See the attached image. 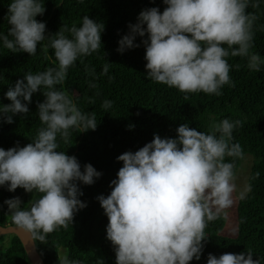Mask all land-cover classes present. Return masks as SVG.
<instances>
[{
  "label": "clouds",
  "instance_id": "1",
  "mask_svg": "<svg viewBox=\"0 0 264 264\" xmlns=\"http://www.w3.org/2000/svg\"><path fill=\"white\" fill-rule=\"evenodd\" d=\"M251 0H163L166 6L143 9L128 33L118 40L117 51L143 45L146 78L184 93L220 94L230 83L226 57H248V67L259 71L264 63L250 54L252 24L246 13ZM259 0L252 3L258 6ZM45 7L42 0H10L7 34L0 44L13 53L35 55L37 46L48 39L56 64L42 72L24 74L8 87L10 101L0 107V122L12 124L13 117L29 113L33 94L42 92L37 115L43 125L31 143L0 147V187L9 192L22 188L39 194L28 207L19 197L6 199L13 223L33 239L44 241L48 233L67 228L74 214L87 207L80 199L79 184L92 185L102 173L91 164L59 151L67 143L70 129L82 132L97 127L94 113H83L69 96L57 88L68 68L78 58L91 55L101 45L104 24L82 18L79 27L46 34V24L36 19ZM140 37L141 44L136 43ZM109 64L103 66L107 73ZM94 86V85H90ZM105 99L102 107H111ZM239 120L223 119L215 132L205 133L182 123L176 137L154 134L151 142L116 159L122 162L110 182V194L97 200L108 218L106 238L115 252V264H190L201 259L207 221L233 203L234 171L225 157H240L238 143H229ZM218 133L219 135H217ZM250 250L208 254L206 264H262ZM61 264H80L64 258ZM98 264H104L99 260Z\"/></svg>",
  "mask_w": 264,
  "mask_h": 264
},
{
  "label": "trees",
  "instance_id": "2",
  "mask_svg": "<svg viewBox=\"0 0 264 264\" xmlns=\"http://www.w3.org/2000/svg\"><path fill=\"white\" fill-rule=\"evenodd\" d=\"M254 2L251 0L246 8V13L255 17L249 53L259 54L264 60V0H259L256 7L252 6ZM9 3L10 0H0V32L5 34L9 28ZM42 4L45 12L36 19L46 24V34L54 36L62 30L70 36L67 30L79 27L86 15L104 24L100 47L91 55L78 58L68 68L64 82L56 86L81 112L94 113L97 123L95 130L70 129L69 141H59L58 150L77 157L82 170L84 164L91 163L102 176L92 185L79 184L83 192L80 199L87 207L74 214L67 228L48 233L44 241L34 239L45 264H61L64 258L80 264H98L100 259L104 264H115L113 246L106 238L108 218L97 196L110 194V182L122 167L116 158L151 142L154 134L175 138V130L182 123L213 133L215 125L225 118L240 121L229 143H238L242 155L225 157V162L233 164L234 176L244 156L250 154L254 158L249 192L237 208L239 234L235 239L221 236L226 222L216 214L206 222L201 259H193L190 264H206L209 253L219 256L250 250L253 259L264 258V63L255 71L249 69L248 57L229 55L226 60L230 83L222 86L219 95L184 93L146 78L142 38L135 41L140 47L123 54L117 51L118 40L129 31L128 24L136 23L145 8L158 7L162 12L166 7L163 0H42ZM48 44V39L42 41L32 56L13 53L0 44V107L10 103L4 93L25 73L42 72L56 64L54 50ZM106 63L109 68L104 73ZM105 99L112 102L108 109L102 107ZM43 100L42 92L33 94L29 113L13 117L12 124L0 122V147L7 150L17 143L21 147L31 143L43 127L36 113L37 103ZM38 196L22 188L9 192L0 187V225H15L4 205L6 199L19 197L22 207H28ZM6 238L9 241L6 246L1 245L5 248L0 249V264H33L16 235L1 236L0 244Z\"/></svg>",
  "mask_w": 264,
  "mask_h": 264
},
{
  "label": "rangeland",
  "instance_id": "3",
  "mask_svg": "<svg viewBox=\"0 0 264 264\" xmlns=\"http://www.w3.org/2000/svg\"><path fill=\"white\" fill-rule=\"evenodd\" d=\"M254 163V158L250 154L244 156L241 166L237 173L234 176L233 183L235 185L234 191L232 193L233 203L230 207L226 209L220 210L217 214L222 216L225 219V227L221 232V236L226 238L235 239L239 234V222H238V214L237 208L239 201L246 196L249 192V176L251 173V169ZM1 237V236H0ZM9 241V238H6L0 244V249H4L5 247H1V245L6 246Z\"/></svg>",
  "mask_w": 264,
  "mask_h": 264
},
{
  "label": "water",
  "instance_id": "4",
  "mask_svg": "<svg viewBox=\"0 0 264 264\" xmlns=\"http://www.w3.org/2000/svg\"><path fill=\"white\" fill-rule=\"evenodd\" d=\"M10 234H14L20 239L26 253L28 254L33 264H45L42 255L37 249L35 240L30 234L20 230L16 225H0V236Z\"/></svg>",
  "mask_w": 264,
  "mask_h": 264
}]
</instances>
